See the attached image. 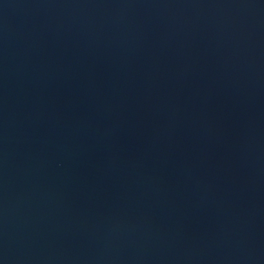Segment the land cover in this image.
<instances>
[{
  "label": "water",
  "instance_id": "water-1",
  "mask_svg": "<svg viewBox=\"0 0 264 264\" xmlns=\"http://www.w3.org/2000/svg\"><path fill=\"white\" fill-rule=\"evenodd\" d=\"M0 264H264V0H0Z\"/></svg>",
  "mask_w": 264,
  "mask_h": 264
}]
</instances>
